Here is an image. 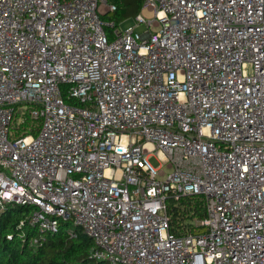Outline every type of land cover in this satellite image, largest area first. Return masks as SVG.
<instances>
[{
  "label": "built area",
  "instance_id": "1",
  "mask_svg": "<svg viewBox=\"0 0 264 264\" xmlns=\"http://www.w3.org/2000/svg\"><path fill=\"white\" fill-rule=\"evenodd\" d=\"M117 6L0 0V213L94 262L264 264V0H144L127 28Z\"/></svg>",
  "mask_w": 264,
  "mask_h": 264
},
{
  "label": "trees",
  "instance_id": "2",
  "mask_svg": "<svg viewBox=\"0 0 264 264\" xmlns=\"http://www.w3.org/2000/svg\"><path fill=\"white\" fill-rule=\"evenodd\" d=\"M117 3V10L113 13H107L102 18L105 21L119 22L126 19L135 18L140 13L144 0H114ZM106 32L110 33L106 28ZM37 134L36 128L33 135ZM180 202L190 210L191 200L182 198ZM194 215L203 217L204 211L200 208L197 200L193 201ZM30 208L7 204L0 213V264H105L104 262H94L89 256L93 247L89 236L81 231L76 232L71 237L64 225L59 232L54 235H48L42 239V244L32 247L23 242L18 236L16 226L18 222L25 218ZM169 214L172 217V229L175 234L183 233L181 223L186 218V212H181L178 207L169 202ZM37 236L36 232H28ZM7 236L11 238L8 239Z\"/></svg>",
  "mask_w": 264,
  "mask_h": 264
},
{
  "label": "rangeland",
  "instance_id": "3",
  "mask_svg": "<svg viewBox=\"0 0 264 264\" xmlns=\"http://www.w3.org/2000/svg\"><path fill=\"white\" fill-rule=\"evenodd\" d=\"M111 1H114V0H111ZM146 17H150L151 16V13L150 12H147V11H144L143 13ZM134 18L132 19H126V20H122V21H119V22H116L117 24H119L121 26V28H127L129 26H133L134 25ZM145 31V26L144 25H141L137 28V32L138 33H143ZM150 162L154 165V166H157L158 164H160V162L157 161V158L156 156H153L150 158Z\"/></svg>",
  "mask_w": 264,
  "mask_h": 264
}]
</instances>
